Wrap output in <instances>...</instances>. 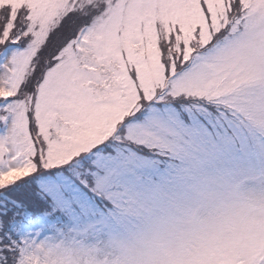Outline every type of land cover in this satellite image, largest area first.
Listing matches in <instances>:
<instances>
[{"label":"snow or ice","instance_id":"1","mask_svg":"<svg viewBox=\"0 0 264 264\" xmlns=\"http://www.w3.org/2000/svg\"><path fill=\"white\" fill-rule=\"evenodd\" d=\"M0 264H264V0H0Z\"/></svg>","mask_w":264,"mask_h":264}]
</instances>
